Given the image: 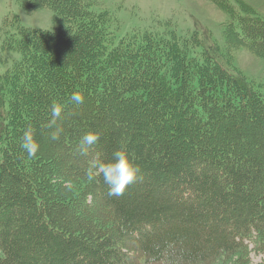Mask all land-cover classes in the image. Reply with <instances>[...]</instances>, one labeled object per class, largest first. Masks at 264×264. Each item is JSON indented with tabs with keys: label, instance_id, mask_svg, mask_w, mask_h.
Instances as JSON below:
<instances>
[{
	"label": "trees",
	"instance_id": "16d2710c",
	"mask_svg": "<svg viewBox=\"0 0 264 264\" xmlns=\"http://www.w3.org/2000/svg\"><path fill=\"white\" fill-rule=\"evenodd\" d=\"M97 1L18 0L26 11L51 9L57 28L11 31L17 22L4 23L10 65L0 73V264H136L129 241L149 264L264 257V93L212 43L200 45L199 60L176 37L146 31L113 41L110 18L93 10ZM213 1L235 22L230 47L264 58V18L244 4L238 15L228 0ZM77 91L81 105L71 101ZM54 102L64 105L58 141L48 127ZM249 118L254 131L245 143L246 127L235 121ZM29 128L40 144L31 158L21 148ZM89 132L100 140L69 183L97 190L111 216L106 227L85 216L93 203L83 198L67 215L71 193L51 186L60 166L74 171ZM120 148L140 173L116 197L102 176L89 182L85 172ZM253 149L261 151L243 155Z\"/></svg>",
	"mask_w": 264,
	"mask_h": 264
},
{
	"label": "rangeland",
	"instance_id": "374dc122",
	"mask_svg": "<svg viewBox=\"0 0 264 264\" xmlns=\"http://www.w3.org/2000/svg\"><path fill=\"white\" fill-rule=\"evenodd\" d=\"M229 3L236 9V13L241 14L244 5L250 7L252 14L264 18V0H228ZM244 4V5H243ZM96 13H106L110 18V28L112 40L119 41L120 38L133 32H151L163 37H176L182 42L189 44L191 55L197 59H202L203 47L207 43L214 44L219 53L225 58L227 65L231 70H236L244 76L257 90L264 93V58L251 53L244 47H235L230 43L231 38L228 36L229 25L234 22L231 15L216 4L213 0H98L93 6ZM56 16L49 8H40L32 11H26L20 6L18 0H0V73L10 65L7 53L2 50V43L5 39L4 23L14 24L13 28H26L30 30H47L51 31L57 28ZM235 23V22H234ZM10 58L19 59V55H8ZM255 121L257 120L254 117ZM226 124L231 120L224 121ZM45 121H43V124ZM238 125H244V142L248 143L252 136V120L238 119L235 121ZM44 126L40 128L41 135L44 136ZM242 142L241 148L244 149L245 143ZM89 149L86 155L79 153L80 161L76 164L74 171L66 170L60 166L58 169L59 176H54L51 181L53 189L57 187V191H69L70 197L73 200L71 210L67 211V215H72L77 212L78 208H82L84 203L92 201L93 205L88 207L85 216L91 215L93 221L101 226L112 225L108 210L103 206L102 201L99 202V197L96 193H90L83 183L79 186H71L69 180L73 176H78L85 166L87 161L92 157L89 154ZM260 149H253L245 152L243 155L247 158L256 156ZM56 152V151H55ZM72 162V158L69 157ZM72 156V155H71ZM57 161V158H54ZM68 159H66L67 161ZM85 186V187H84ZM84 187V188H83ZM83 188V189H82ZM88 194L93 195V197ZM81 198H83L84 203ZM87 205V204H86ZM129 236H127V239ZM126 252L130 256V261H135L136 264L146 263V258L141 255L134 247V244L129 241L126 247ZM239 257L234 256L231 261L222 262L220 264H232ZM248 264H262L264 261L263 255L252 252L249 256Z\"/></svg>",
	"mask_w": 264,
	"mask_h": 264
},
{
	"label": "clouds",
	"instance_id": "9594fccd",
	"mask_svg": "<svg viewBox=\"0 0 264 264\" xmlns=\"http://www.w3.org/2000/svg\"><path fill=\"white\" fill-rule=\"evenodd\" d=\"M71 101L76 105H81L84 103L85 97L79 91L73 92ZM63 111L64 105L55 102L51 105L52 120L49 122L48 127L55 129L50 135V139L53 141H58L63 132L62 128L55 127ZM21 140V148L27 155L30 158L36 156L40 144L35 138L34 130L31 128L25 130ZM99 140V133L89 132L83 135L78 145L81 154L86 155L89 149ZM139 173V166L133 162L123 148H120L112 154V159L108 162H105L99 156L91 160L85 175L89 182H94L97 177L102 176L103 182L109 186V195L119 197L124 195L128 186L136 182Z\"/></svg>",
	"mask_w": 264,
	"mask_h": 264
}]
</instances>
